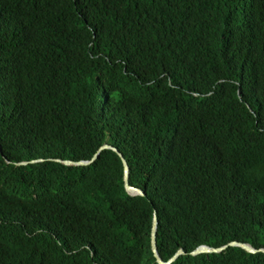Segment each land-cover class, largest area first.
Returning <instances> with one entry per match:
<instances>
[{"label":"trees","instance_id":"obj_1","mask_svg":"<svg viewBox=\"0 0 264 264\" xmlns=\"http://www.w3.org/2000/svg\"><path fill=\"white\" fill-rule=\"evenodd\" d=\"M0 149V264H264V0H0Z\"/></svg>","mask_w":264,"mask_h":264},{"label":"water","instance_id":"obj_2","mask_svg":"<svg viewBox=\"0 0 264 264\" xmlns=\"http://www.w3.org/2000/svg\"><path fill=\"white\" fill-rule=\"evenodd\" d=\"M104 151H112L114 152L116 155H118L123 163V183H124V190L125 192L130 196V197H141V198H145V193L139 189L130 187L128 184V173H129V168L128 165L126 163V161L124 160V158L122 157V154L115 148L109 146V145H104L99 152L95 155V157L93 158V160L91 162H80V163H73V162H61V161H56L57 163H61L66 167H87L90 166L91 164L95 163L100 155L104 152ZM1 152V149H0ZM38 162H43V161H38ZM32 163H36V162H32ZM26 163H22L18 166H26ZM157 227H158V218L156 213L154 214V218H153V228H152V235H151V244H152V251L154 253V256L157 259L158 264H173L180 256L185 255V251L184 250H179L176 255H174L173 258H171L170 260H168L167 262H165L159 255L158 253V248H157ZM229 247H240L244 250H246L247 252H249L250 254H256L258 252H262L264 253V249H260V250H256L254 248H252L249 244H244V243H239V242H232L226 246L220 247V248H211L205 245L199 246L198 248H196L194 251H192L190 253L191 256H197L200 254H213V253H223L225 250H227V248Z\"/></svg>","mask_w":264,"mask_h":264}]
</instances>
